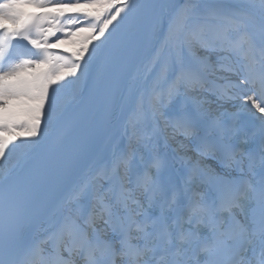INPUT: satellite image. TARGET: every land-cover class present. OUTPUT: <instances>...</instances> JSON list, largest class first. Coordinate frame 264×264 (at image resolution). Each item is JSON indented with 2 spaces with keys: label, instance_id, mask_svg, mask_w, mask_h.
I'll return each mask as SVG.
<instances>
[{
  "label": "snow or ice",
  "instance_id": "snow-or-ice-1",
  "mask_svg": "<svg viewBox=\"0 0 264 264\" xmlns=\"http://www.w3.org/2000/svg\"><path fill=\"white\" fill-rule=\"evenodd\" d=\"M0 264H264V0H0Z\"/></svg>",
  "mask_w": 264,
  "mask_h": 264
},
{
  "label": "rangeland",
  "instance_id": "rangeland-1",
  "mask_svg": "<svg viewBox=\"0 0 264 264\" xmlns=\"http://www.w3.org/2000/svg\"><path fill=\"white\" fill-rule=\"evenodd\" d=\"M55 87V86H54Z\"/></svg>",
  "mask_w": 264,
  "mask_h": 264
}]
</instances>
